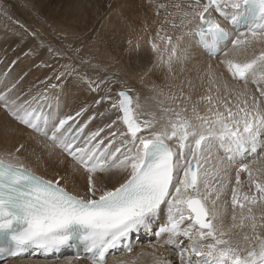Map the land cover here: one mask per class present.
I'll return each mask as SVG.
<instances>
[{
	"label": "snow or ice",
	"instance_id": "6c2138e0",
	"mask_svg": "<svg viewBox=\"0 0 264 264\" xmlns=\"http://www.w3.org/2000/svg\"><path fill=\"white\" fill-rule=\"evenodd\" d=\"M173 7L176 13L168 15L179 14L185 27L196 22L200 43L210 56L222 57L220 63L242 87L225 82V96L201 97L206 114L193 105L191 116L179 107L180 99H188L183 93L169 95L168 106L160 101L157 116L143 113L138 96L120 91L118 99L95 100L96 105L110 101V107L86 120L78 118L88 106L58 118L44 112L40 101L46 102V95L22 99L13 98L11 89L0 92V107L87 174L83 193H73L60 186V179H45L26 166L18 155L23 145L0 156V238L5 241L0 252L15 257L33 248L47 254L80 241L91 264H108L109 255L117 254L112 250L132 254L129 240L143 230L157 238L153 264H173L155 255L164 245L172 246L179 264H264V211H256L264 209V0H195ZM157 35L165 46L153 42L152 50L170 69L178 59L177 45L170 36ZM63 67L55 80L75 71ZM209 83L220 92L214 73ZM88 84L92 91L99 88ZM250 84L255 86L251 91ZM105 113L111 114L109 122L86 132L96 115ZM214 148L225 156L210 170L206 165ZM102 173L120 179L108 186ZM225 187L231 191L229 224L228 202L218 204ZM142 254L117 264H136Z\"/></svg>",
	"mask_w": 264,
	"mask_h": 264
},
{
	"label": "bare ground",
	"instance_id": "6f19581e",
	"mask_svg": "<svg viewBox=\"0 0 264 264\" xmlns=\"http://www.w3.org/2000/svg\"><path fill=\"white\" fill-rule=\"evenodd\" d=\"M20 2L28 5L27 10L23 7L18 10L23 21L30 26L27 27L28 37L27 41L23 39L25 43L21 41L22 44L17 46L13 43H0V55L5 56L3 61L0 60V92L11 89L13 98L20 96L22 99H31L33 96L39 99L41 95H46L47 101H40L44 105V112L56 113L58 118L75 115L86 106L88 111L78 119L86 120L88 116L104 112L105 107H110L111 102L106 101L96 105L94 101L107 94L111 95V92L118 91L121 86L130 88L134 96L139 97L145 114L155 113L159 116L160 101H164V106H168L169 102L166 98L169 95L175 94L180 97L183 93V97L188 99H180L179 107H186L188 109L186 114L191 116V109L195 105L203 115L206 114L208 105L206 101L201 100V97L208 95L224 97L225 82L230 88L239 90L242 87L241 82L233 80L220 63L221 56H208L198 46L194 37L196 22L185 27L180 25L179 14L168 15V13H176L174 4L187 5L194 3L195 0H20ZM161 4L166 7L158 8ZM30 10L36 17L43 18L44 25L32 20L35 17ZM213 16L220 19L215 12ZM166 19L170 22H165ZM173 23L179 26L173 27ZM47 24H53L52 29H48ZM8 25L14 28L10 23ZM29 29H36L44 38L43 43L53 45L50 60H46V51L38 48L36 45L38 41H34L35 38L30 34ZM50 31L56 36H52ZM157 33L161 37L170 36L172 44L177 45L178 59L173 58L170 69L168 64L158 60L157 53L152 50L153 42L159 44L161 49L165 46ZM61 34L66 39L64 43L68 46L67 50L59 46V43H55ZM177 37L180 39L177 40ZM1 41L4 42V39ZM28 43H32L33 47ZM71 52L74 53L70 54ZM76 56L80 59L85 57L91 64H82L79 61L73 64ZM14 60L16 62L11 65L10 61ZM8 62L9 68L13 69L12 72L6 71ZM61 65L62 69L58 71ZM65 65H70L75 70V75L66 76L61 81L55 80L54 76L64 71ZM22 72L25 74L19 75ZM209 73L217 76V83L220 89L222 88L219 93L216 92L215 86L209 83ZM94 75L102 79L98 81ZM82 77L84 79H81ZM92 80L100 83L96 91H92L89 87L88 81ZM103 82L109 83L107 91ZM112 82L119 83L111 85ZM50 83L61 86L53 89L48 86ZM254 87L250 84L249 90H253ZM210 88L211 92H209ZM229 98L234 100V95ZM110 115V113H105L103 117L96 115L86 132L103 127L109 122ZM141 118L146 117L142 115ZM107 131L105 129V133ZM105 133H101L99 139H103ZM47 144L49 141L45 137L19 124L3 107H0V156L15 152V149L23 145L18 155L26 166L46 179H60V184L68 191L82 194L86 187L87 174L79 169L71 157L62 154L58 148L46 147ZM224 156L223 149L214 148L206 167L211 170ZM224 162L227 163L226 160ZM99 175L108 186L115 185L120 179L118 174ZM242 175L246 176L245 173ZM230 196V187H225L221 200L218 201L221 205L224 201L228 202L226 224L231 223ZM256 211L259 215L264 209ZM156 243L157 238L154 235L150 239L134 241L132 254L109 255L108 264H117L120 260L130 261L137 253L143 254L137 259L136 264H153V245ZM155 255L170 259L173 264H179V258L169 245L158 248ZM0 264H91V262L88 259H74L65 254L58 259L24 256L7 259Z\"/></svg>",
	"mask_w": 264,
	"mask_h": 264
},
{
	"label": "rangeland",
	"instance_id": "374dc122",
	"mask_svg": "<svg viewBox=\"0 0 264 264\" xmlns=\"http://www.w3.org/2000/svg\"><path fill=\"white\" fill-rule=\"evenodd\" d=\"M21 7H23L25 10H27L28 5L23 3V2H20V0H0V13H2L0 15V43H13L15 46H17L19 44L25 43L24 40L27 41V37H28L26 35L27 30H28L27 27H30V26H28L27 23L23 21L22 16L18 14V10ZM15 8H17V10ZM30 13L35 17V19H32L34 22H36V20H37L38 21L37 23L40 22L42 25H44V21H43L42 17H36L34 12H32L31 10H30ZM6 15H7V17H5ZM9 23L11 25H13L14 28L9 27V25H8ZM19 24H20V26H19ZM21 25H23V27H21ZM46 27L48 29H52L53 24H47ZM12 32L15 33V34H13ZM29 32H30V34L32 36H34V38H35L34 41H38V43H36L38 48L46 51V60H48V59L50 60L51 59L50 56L53 53L51 51H49V49H51V46H53V45L51 43H43L44 42V38L38 34L36 29H29ZM50 33L52 35L51 31H50ZM20 34H22V35H20ZM52 36H56V35H52ZM1 39H4V42L1 41ZM45 40H47V39H45ZM65 40H66L65 37L61 34L60 38L57 39L55 43H59L58 44L59 46L63 47V49H66L68 46H67L66 43H64ZM21 41H22V43H21ZM28 44L33 47L32 43H28ZM59 51H62V50L59 49ZM73 53L74 52H71L70 54H73ZM3 56L4 55H0V60L1 61H3L4 58H5V56L4 57ZM76 61H79L82 64H91V62H89L85 57L83 59H80V58H78V56H76L75 60L73 61V64H75ZM15 62H16V60L10 61V64L13 65ZM79 62H78V64H80ZM82 68L84 69V66ZM61 69H62V65H61L60 69L58 68V71L61 70ZM6 71H9V72L13 71V69L9 68V62L7 64V66H6ZM49 71L50 70H48V72ZM23 74H25V72H22L19 75H23ZM72 75H75V73L73 72ZM18 77L21 78L22 76H18ZM94 77H97V76L94 75ZM104 78H106V77H104ZM99 79H102V78H99V77L96 78V80H98V81H99ZM91 82H92V84L94 86L100 84V83H96L95 80H92ZM118 83L119 82H112L111 85H117ZM102 84H104L105 89L107 91V88L109 87V83L107 84V83L103 82ZM118 90H124V91L126 90V91L129 92L130 95H132L135 98V96L133 94V91L130 88H127L125 86H121V87H119ZM221 90H222V88L220 89V91ZM116 94H117V90L111 92V95L107 94V96H111L113 99H118ZM232 174H233L232 179H233V184H234V181H235L234 171L232 172ZM242 178L246 179V176L242 175ZM230 198H231V196H230Z\"/></svg>",
	"mask_w": 264,
	"mask_h": 264
},
{
	"label": "water",
	"instance_id": "95a60500",
	"mask_svg": "<svg viewBox=\"0 0 264 264\" xmlns=\"http://www.w3.org/2000/svg\"><path fill=\"white\" fill-rule=\"evenodd\" d=\"M120 91H124V90H118L117 93L120 92Z\"/></svg>",
	"mask_w": 264,
	"mask_h": 264
}]
</instances>
